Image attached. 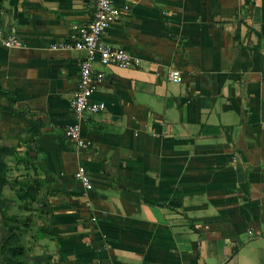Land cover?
Instances as JSON below:
<instances>
[{"label": "crops", "instance_id": "crops-1", "mask_svg": "<svg viewBox=\"0 0 264 264\" xmlns=\"http://www.w3.org/2000/svg\"><path fill=\"white\" fill-rule=\"evenodd\" d=\"M113 2L103 40L136 62L94 63L105 107L79 149L65 128L86 53L60 45L95 0H0L22 41L0 44V244L3 209L26 264H264V0Z\"/></svg>", "mask_w": 264, "mask_h": 264}, {"label": "built area", "instance_id": "built-area-1", "mask_svg": "<svg viewBox=\"0 0 264 264\" xmlns=\"http://www.w3.org/2000/svg\"><path fill=\"white\" fill-rule=\"evenodd\" d=\"M120 13V9L113 0H95L93 20L87 26L73 24L70 33L71 41L60 45L61 48L83 50L86 53L79 67L80 80L71 101L76 119L65 128L66 135L79 149L85 148L88 144V140L82 136L81 132V120L84 114L96 113L105 107L104 103L91 100L94 90L104 78L102 72L94 71V63L130 67L136 62L126 50L115 48L103 40L106 28L118 20ZM0 44L8 48L20 47L22 41L16 37L15 29L12 28L8 34H3L0 30ZM167 79L170 82H181L182 73L176 69L170 70ZM74 176L82 183L85 190L92 189L91 178L83 165L78 167Z\"/></svg>", "mask_w": 264, "mask_h": 264}, {"label": "trees", "instance_id": "trees-1", "mask_svg": "<svg viewBox=\"0 0 264 264\" xmlns=\"http://www.w3.org/2000/svg\"><path fill=\"white\" fill-rule=\"evenodd\" d=\"M35 188V187H33ZM24 194H17L18 200L27 199L29 187L25 189ZM36 194H32L31 199H35ZM1 209V208H0ZM7 209V208H6ZM3 213V224L10 231L9 237L0 244V258L6 264H26L25 262V247L19 232L18 217L8 214L7 210H1Z\"/></svg>", "mask_w": 264, "mask_h": 264}]
</instances>
